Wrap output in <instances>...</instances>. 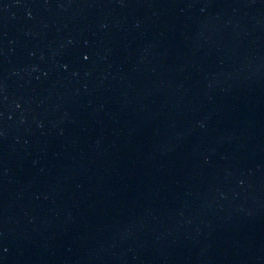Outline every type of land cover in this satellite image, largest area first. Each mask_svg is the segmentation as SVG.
Wrapping results in <instances>:
<instances>
[{
	"label": "water",
	"instance_id": "1",
	"mask_svg": "<svg viewBox=\"0 0 264 264\" xmlns=\"http://www.w3.org/2000/svg\"><path fill=\"white\" fill-rule=\"evenodd\" d=\"M0 264H264V0H0Z\"/></svg>",
	"mask_w": 264,
	"mask_h": 264
}]
</instances>
